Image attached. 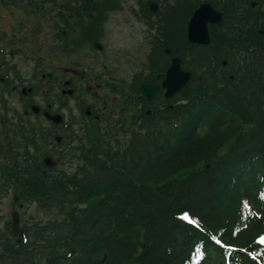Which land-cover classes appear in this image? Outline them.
I'll return each instance as SVG.
<instances>
[{
	"label": "trees",
	"instance_id": "trees-1",
	"mask_svg": "<svg viewBox=\"0 0 264 264\" xmlns=\"http://www.w3.org/2000/svg\"><path fill=\"white\" fill-rule=\"evenodd\" d=\"M204 2L223 15L209 29L211 45H190L184 37V23L197 6L189 0L161 9L160 37L151 41L155 58L145 81L156 71L164 78L171 54L192 72L185 88L166 98L159 83L157 109L150 118L143 111V134L115 141L114 151L97 149V139L91 150L80 146L84 166L63 181L49 180L52 204H74L69 217L25 227L23 236L6 224V264H256L248 254L264 233V0ZM161 119L167 121L159 126ZM36 127L26 126L24 133ZM75 128L65 125V141L91 140ZM8 157L0 147V158ZM24 160L14 157L12 167L29 174ZM1 171L4 195L10 175L6 167ZM33 176L38 182L43 177ZM78 190L115 191L119 198L113 208L99 199L76 209ZM119 207L128 210L125 222L115 219ZM181 210L191 221L174 217Z\"/></svg>",
	"mask_w": 264,
	"mask_h": 264
},
{
	"label": "rangeland",
	"instance_id": "rangeland-1",
	"mask_svg": "<svg viewBox=\"0 0 264 264\" xmlns=\"http://www.w3.org/2000/svg\"><path fill=\"white\" fill-rule=\"evenodd\" d=\"M189 1L192 2V4L196 3L197 5L204 2V0ZM150 2H153V0H109V2H107V6L103 9H100V6L98 5L96 7L97 10L95 12L94 18L97 17L98 12V14L101 15V20H99V22L96 21L91 25L86 24L81 28L82 32L79 30L80 43L78 45L75 43V30H77V28L75 29V24L73 23L75 15L74 17L71 15L70 17L67 16L65 20L67 24L61 26V21L57 19L58 14L55 11L56 8L50 9V2L46 3V5L49 6L47 10L41 11V13L36 11L33 13L30 9V6H27L26 3H21L20 7L17 8L18 10H13V12L10 14V12H8L9 5H6L7 11L4 13V15L17 17L16 21L22 17L26 18L28 24H32V26L33 23L42 24V28L33 26V29H30L31 36H29L28 40L32 43V45L29 47L28 53L33 55L31 58L33 61L30 62L32 65H36V61L46 62L45 59L47 57V59H49V67L64 65V69L70 70L68 72H64V75H62L63 79L67 77L74 79L72 75L74 73L79 76V78H77L75 81L76 85L74 84L77 89V86H79L77 96L76 98H70L68 104L71 105V108L66 112V114L68 116H78L77 112L79 111L77 108V102L79 100H83L84 103H92L98 111L102 109L104 115L107 117L106 121L109 122V125H105L104 119H101L100 121L102 122L98 124L97 120L99 117L96 114H93L90 117L93 119V121L88 120L86 124H82V122L85 121V118L83 120L81 119L75 130H77V133L81 136H83L82 134L85 133L84 135H86V137H90L91 140L82 138H76L74 142H72L73 138L66 140V146L65 151H63V155H57V151H52L53 153H49L50 158L53 160L54 167H49L46 169V173H44V169L47 167L43 168L42 165H40L41 168L39 170L35 169L34 165H32V167L29 166L30 164L28 163L27 171L29 174L26 173L24 168L15 170V168L12 167L13 157H8L7 160L10 163V165H7L10 166L8 168V175H10V178L8 179L10 187L7 192L4 193V195L0 194V264H6L3 259L4 256L2 253L4 251L1 242L2 239L5 238V234H7L6 224H11V215L14 212L18 214V224L22 229L25 227L27 228L28 226H33L34 224L46 225L49 222L62 221L63 219L69 217L67 213L70 211V208L74 206V204L63 209H58L57 206L52 204L47 196L54 190L55 187H49V180L58 176L60 181H63L66 178L65 173L72 174L77 167L84 166L81 158L82 153L80 152V146H86L87 150H91L90 146L97 145L94 143L97 139L99 140V143L96 146L97 149L99 147H103L106 150L112 149V151H114L117 149V144L115 141H118V143H126L128 140H130V136L133 134V132L143 134V129L141 128L143 121H141L139 124H132L131 126L129 124L131 122V117L137 111L133 105L123 112L127 117V120H124V122H116L118 117L113 113L118 111L119 106H122L125 103L124 98L126 95L132 96L131 93H127L129 89L126 87L124 89L122 88V90L116 88L115 91L110 92V89L107 90L104 86H97L99 79L97 80L96 78L92 77L90 82H87L86 79L83 80V71H88L89 69L92 71V73L93 71H108L113 77H111L110 82L114 87H124L128 86L129 84L131 85L134 82L132 75L139 71L145 70L142 73L143 77H141V79L144 81L147 77L152 75L150 64L151 60L155 58V55H153V46L151 45L149 47L148 39H150L151 36L149 29L154 30V28L152 26L147 28L144 23L132 13V8H135L137 5H145L146 7L151 8L152 4ZM36 3L38 4L37 1ZM157 3L161 10L164 6L175 4V0H157ZM52 4L55 7L56 3L54 2ZM23 10L26 11L27 14H25ZM81 18L82 22L86 20L84 12L82 13ZM12 22L13 19L10 20L8 25H5V30H0V35H5L7 34L6 32L10 31L9 25ZM63 28L66 30V34L62 37L61 32L63 31ZM22 31L23 29L19 27L18 34H20ZM28 35L29 32L26 34L25 31L20 34L22 37H27ZM94 38H96L97 41L102 45V51L101 53H97V57H92L95 52H100V50H96L95 46L92 44ZM8 41L11 42L13 39H9ZM14 46L20 48L19 53H24L27 51V49L20 43H14ZM164 51L167 53V55H169V52L166 49ZM104 54H106L105 58L100 60V56ZM41 57H43V59ZM21 58L22 55H20L18 61H20ZM175 58L176 57H173V59ZM75 62L81 70H72ZM36 67L37 69H40L41 65L39 64V67ZM158 76L159 75H154V78H157ZM94 80L96 81L93 82ZM143 84H149V82L142 83L141 86ZM88 86H90V88H88ZM183 88H185V86ZM105 90L106 92H104ZM96 91L100 93H96ZM96 94L104 95V98H106L104 101L106 104L104 106L102 105V102L99 101V98L97 99V102H90L92 99L96 98ZM209 94L210 92H207L205 95L209 96ZM5 95L8 99L7 102L10 103V105L13 104L14 107L21 106L20 99L16 100L15 98H11L10 95ZM34 98H37L41 101V96H34ZM132 98L133 97L129 98V100L131 99V102L133 101ZM142 98L143 96L141 99L139 98V101H141ZM145 110L147 109L145 108ZM87 113L88 111L84 112V116H86L85 114ZM12 114L16 116V113ZM148 114L149 112H147V114L144 116L147 117ZM154 115L156 118L162 116V114L158 113ZM165 116L166 115L163 117ZM164 120L167 121V119ZM164 120H159L158 125H165ZM94 121H96L97 125L92 124L95 123ZM126 126H129L128 133L124 131ZM48 131L51 132L50 129ZM53 132L55 133L54 129ZM54 135L55 134L52 136V140L55 143L64 142V139L60 138L59 136L57 139H54ZM81 142L82 144H80ZM4 149L8 150L9 148L5 147ZM16 158L17 160L22 161L23 159H27L28 156L27 158L24 157L23 150H21L17 151ZM100 159H102V157H100ZM28 160L29 159H27V161ZM32 160H35V158L33 157ZM5 161L6 159L4 160L0 158V175H5L1 174L2 168L6 165ZM25 161L26 160H24V162ZM43 164L46 166L45 162H43ZM210 170L211 168H206L205 172ZM205 172L201 171L203 178L207 174ZM38 173L39 175L43 176L41 178L42 180H40L39 176H37L40 182L35 180V177L33 176ZM78 191L80 192L81 197L79 200L81 203L76 205V209L84 208L90 202H97L99 199H103L105 203L111 207L112 203L117 198H119V194L115 191H111L109 194L96 193L93 191L89 192L87 190ZM95 205L98 206V203ZM119 208L120 213L115 216V219L122 222L127 221L129 219L127 215L128 210H124L123 207ZM186 215L191 219V214L188 213L187 210L179 211L174 217H177V219L183 221ZM192 219L195 221L198 220L196 216H193ZM31 239L32 235L30 236V240ZM46 248V250H48L49 246H46ZM41 249H43V247H41ZM34 250L40 253L42 251L36 247Z\"/></svg>",
	"mask_w": 264,
	"mask_h": 264
},
{
	"label": "flooded vegetation",
	"instance_id": "flooded-vegetation-1",
	"mask_svg": "<svg viewBox=\"0 0 264 264\" xmlns=\"http://www.w3.org/2000/svg\"><path fill=\"white\" fill-rule=\"evenodd\" d=\"M36 1L38 2V4L36 3ZM48 2H50L51 5L50 9H57H55V11L58 14L57 19L62 23L61 26L67 24V22L65 21L67 16L70 17L71 15L72 17H74L75 15V19L71 20L74 21L73 23L75 24V29L77 28V30H75V43L76 45H78L80 43L79 30L81 31V28L86 24L91 25L96 21L99 22V20H101V15L98 14V12L97 17L94 18L95 12L97 10L96 7L99 5L100 9L105 8L109 0H107L106 4L104 5L101 4L99 0H0V30H5V25H8L10 23V20L13 19V22L9 25L10 31L6 32L7 34L5 35H0V147H3V149L5 147L9 148L8 150L6 149V151L7 153H9V156H12L13 158L17 156V151L23 150L24 157L27 158L28 156L27 159L29 160L27 161L26 159V162L30 164L29 166L34 165L35 169L39 170L41 168L40 165H42L43 168L47 167L44 169V173H46V169H48L49 167H54L53 160L46 159L49 156L50 152L57 151V155L64 154V143H55L52 140V136L57 132V134L54 135L53 138L57 139L59 136L63 139V131L66 124L78 126L80 120H83L84 118L85 121H83L82 124H86L88 120L93 121V119L90 117L93 114H96L99 117V119L97 120L98 124L102 122L100 121L101 119H104L105 125H109V122L106 121L107 117L104 115L102 109L98 111L92 103H84L83 100H79L77 102V108L79 111L77 112L78 116H68L66 114V112L71 108V105L68 104L70 98H76L77 96L79 86H77L78 89L75 87V81L77 78H79V76L74 73L72 74L74 79H71L70 77L63 79L62 75H64V72H68L70 70L64 69V65L49 67V59H47V57L45 59L46 62L36 61V65H32V63L30 62L33 61L31 59L33 55L28 53L29 47H31L32 45V43L28 40L29 36H31L30 29H33V26L41 27L42 24L33 23L32 26V24H28L26 18L22 17L18 19V21H16L17 17L4 15V13H6L7 11L6 5H9L8 12H10V14L11 12H13V10H18L17 8L20 7L21 3H26L27 6H30V9L33 13H35V11L41 13V11H46L49 7L48 5H46V3ZM54 2L56 3L55 7L52 4ZM150 3L152 4L153 2ZM201 4L197 5L194 9L199 7ZM149 9L150 8L146 7L145 5H137L135 8H132V13L135 14L147 28L151 26L154 28V30L149 29L151 36L150 39H148V43L150 47L151 41L155 38L157 39L158 37V29L161 24V10L159 5L156 6L155 10L150 9V11L147 12L146 10ZM194 9L191 11L189 18L184 23V37L190 45H198L202 47L211 45V36L209 29L210 27L215 26L221 22L223 17L222 12L214 9L219 13L220 20L218 23H207V33L210 42L207 45H201L198 43H190L187 37V27L193 15ZM23 12L27 14L26 11L23 10ZM83 12L86 18L84 22H82L81 20ZM148 16L150 18V24L146 23V19L148 18ZM19 27H21L26 34L29 32V35L27 37L20 36L23 31L18 34ZM65 34L66 30L63 28V31L61 32L62 37ZM9 39H13V41L9 42ZM14 43H20L27 49V51L24 53H19L20 48L14 46ZM92 44L95 46L96 50H100V52H95V54L92 55V57H97V53H101L102 51V45L97 41L96 38L93 39ZM186 49H189L188 46ZM20 55H22V58L20 61H18ZM236 55L239 59L238 53H236ZM105 56L106 54L101 55L99 59L102 60L105 58ZM169 56L170 62L173 57H178L171 56V54ZM41 58L43 59V57ZM39 64L41 65V67L40 69H37L36 66L39 67ZM76 65L77 64L75 62L72 70H81L79 66L77 65V67ZM144 71L145 70L139 71L132 75L134 82L131 85L129 84L128 86L124 87H114L110 82L112 76L108 71H93V73L90 69L88 71H83V80L86 79L87 82H90V80H92V77L96 78L97 80L99 79V83L97 84V86H104L107 90L110 89V92L115 91L116 88L121 90L125 87L128 88L129 91L127 93H131L132 96L126 95V97L124 98L125 103L122 106H119L118 111H115L113 113L118 117L116 119V122H124V120H127V117L123 112L133 105L137 111L131 117V122L129 123L131 126L132 124H139L143 120L144 117L142 114L143 111H145V108L147 109V112H149L148 118H150L151 111L157 109L155 108L154 102L160 98L157 97L159 91V83L161 87V83L163 80L160 79V73L156 71V75L159 76L157 78L152 77V82L144 81L141 79V77H143L142 73ZM187 71L191 73L190 70ZM233 76L234 74L231 75L230 78H232ZM156 79H159L158 82L156 81ZM95 81L96 80H94L93 82ZM146 82H149L150 84L156 86V89L153 92L152 98L150 100H147L143 97L142 100L139 101V98L141 96V84ZM88 88H90V86H88ZM66 91L68 94L66 93ZM104 92H106V90ZM165 92L166 89L163 88V95L165 94ZM96 93L100 92L96 91ZM5 94L10 95L11 98H15L16 100L20 99L21 106L14 107L13 104L10 105V103L7 102L8 99L6 98ZM34 96H41V101L37 98H34ZM131 97H133L132 102L130 101L131 99L129 100V98ZM98 98L104 106L106 104V102L104 103V101L106 100V98H104V95L96 94V98L92 99V101L90 102H97ZM86 111H88V113L85 114L86 116H84V112ZM12 113H16V116H14ZM94 122L95 123L92 124L97 125L96 121ZM26 126L40 127H36L35 129L32 128V130H35V133L30 132L28 134H25L24 128ZM49 129L51 130V132L48 131ZM53 129L55 133L53 132ZM128 130L129 126H126L124 131L128 133ZM33 157L37 161L32 160ZM5 162L6 165L4 167L9 168L10 166H7L10 165L9 161ZM43 162L46 163V166H44Z\"/></svg>",
	"mask_w": 264,
	"mask_h": 264
},
{
	"label": "water",
	"instance_id": "water-1",
	"mask_svg": "<svg viewBox=\"0 0 264 264\" xmlns=\"http://www.w3.org/2000/svg\"><path fill=\"white\" fill-rule=\"evenodd\" d=\"M101 4H105L107 0H99ZM156 4L151 5V9L155 10ZM220 20V15L210 6V4H202L198 9L193 12V15L188 23L187 37L190 43H198L207 45L209 37L207 33V23L216 22ZM190 78L189 72H185L180 68V60L175 58L172 60L171 65L168 67L165 79L163 80V87L166 89L165 96L170 97L174 95L180 88L185 86ZM156 86L153 84H143L141 86V93L144 98L150 100ZM141 99V97H140ZM19 218L18 214L14 212L11 215L10 230L12 233L19 232ZM20 235H22L20 233Z\"/></svg>",
	"mask_w": 264,
	"mask_h": 264
},
{
	"label": "bare ground",
	"instance_id": "bare-ground-1",
	"mask_svg": "<svg viewBox=\"0 0 264 264\" xmlns=\"http://www.w3.org/2000/svg\"><path fill=\"white\" fill-rule=\"evenodd\" d=\"M217 25H218V24H217ZM221 25H222V24H221ZM216 29H217V28H216ZM233 30H234V29H233ZM217 31H218V30H217ZM222 31H223V30H222ZM229 31H230V30H229ZM234 31H235V30H234ZM234 31H233V32H234ZM225 33H226V32H225ZM220 34H221V32H220ZM232 34H233V33H232ZM232 34H231V35H232ZM185 120H187V119H185ZM183 125H184V124H183ZM185 125H186V124H185ZM183 127H184V126H183ZM183 127H182V128H183ZM190 127H192V126H190ZM194 132H195V131H194ZM192 134H196V133H192Z\"/></svg>",
	"mask_w": 264,
	"mask_h": 264
}]
</instances>
